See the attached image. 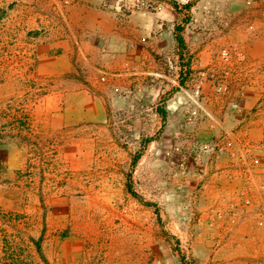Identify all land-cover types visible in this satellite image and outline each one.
I'll use <instances>...</instances> for the list:
<instances>
[{"label":"rangeland","instance_id":"1","mask_svg":"<svg viewBox=\"0 0 264 264\" xmlns=\"http://www.w3.org/2000/svg\"><path fill=\"white\" fill-rule=\"evenodd\" d=\"M0 264H264V0H0Z\"/></svg>","mask_w":264,"mask_h":264},{"label":"built area","instance_id":"2","mask_svg":"<svg viewBox=\"0 0 264 264\" xmlns=\"http://www.w3.org/2000/svg\"><path fill=\"white\" fill-rule=\"evenodd\" d=\"M195 92H196V93H198V92H199L198 88L195 90Z\"/></svg>","mask_w":264,"mask_h":264},{"label":"bare ground","instance_id":"3","mask_svg":"<svg viewBox=\"0 0 264 264\" xmlns=\"http://www.w3.org/2000/svg\"><path fill=\"white\" fill-rule=\"evenodd\" d=\"M258 240V239H257ZM252 243V242H251ZM247 244V243H246ZM249 245V244H248ZM248 248V247H247ZM251 248V247H250ZM121 257V256H120Z\"/></svg>","mask_w":264,"mask_h":264}]
</instances>
